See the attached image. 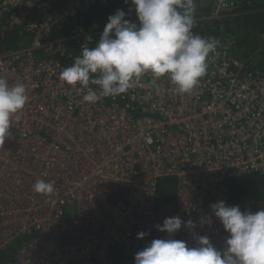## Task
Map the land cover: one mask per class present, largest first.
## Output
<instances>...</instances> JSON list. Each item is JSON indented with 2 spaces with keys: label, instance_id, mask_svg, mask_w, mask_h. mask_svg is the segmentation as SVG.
<instances>
[{
  "label": "built area",
  "instance_id": "1",
  "mask_svg": "<svg viewBox=\"0 0 264 264\" xmlns=\"http://www.w3.org/2000/svg\"><path fill=\"white\" fill-rule=\"evenodd\" d=\"M107 1L0 0V76L24 83L29 97L0 144L6 264H134L138 251L167 237L156 225L172 216L196 224L182 225L174 239L196 246L194 232L222 249L228 233L211 204L264 209V199L234 203L229 187L252 172L264 178V67L235 57L231 35H211L219 44L190 93L149 72L123 94L85 102L87 89L60 73L76 50L96 44L102 27L79 26L68 38L53 31ZM235 4L217 0L212 16ZM163 178L173 189L161 195ZM40 179L54 193H34ZM140 232L147 235L138 239Z\"/></svg>",
  "mask_w": 264,
  "mask_h": 264
},
{
  "label": "clouds",
  "instance_id": "2",
  "mask_svg": "<svg viewBox=\"0 0 264 264\" xmlns=\"http://www.w3.org/2000/svg\"><path fill=\"white\" fill-rule=\"evenodd\" d=\"M134 9L138 23L126 19L117 9L110 15L94 47H83L71 66L63 68L60 80L69 86L87 89L85 102L95 103L101 97L123 94L145 73L155 82L167 77L177 94L190 93L208 69V58L219 41L202 37L195 25L194 0H124ZM90 39V38H89ZM98 86L99 92L90 86ZM24 83L9 84L0 76V144L10 135L13 120H19L28 102ZM32 191L48 196L54 184L37 180ZM228 233L222 249H217L208 236L193 232L196 246L174 239L182 225L195 229L193 220L179 216L165 218L157 224L166 238L153 239L134 257V264H264V209L241 211L239 206H226L219 201L210 205ZM211 218H201V225ZM147 233L140 232L138 239Z\"/></svg>",
  "mask_w": 264,
  "mask_h": 264
},
{
  "label": "trees",
  "instance_id": "3",
  "mask_svg": "<svg viewBox=\"0 0 264 264\" xmlns=\"http://www.w3.org/2000/svg\"><path fill=\"white\" fill-rule=\"evenodd\" d=\"M131 5L126 4L124 0H108L103 4H96L89 8L86 12L79 13L71 18L68 24L55 28L53 37L68 38L75 32L79 26L89 29L99 23L102 27L98 35L96 44L110 15L115 14L117 9L125 11L128 15L126 19L138 23V18L134 9L129 11ZM229 10V11H228ZM222 11L219 18L213 17L211 8H204L201 11H194L195 25L192 31L202 37L221 36L223 34L231 35L237 39V45L234 49V56L241 60L252 58L250 52L254 50L251 45V39L254 38L253 31L259 34L264 32V0H236L233 8ZM224 24V29L221 27ZM225 31V32H224ZM258 34V35H259ZM70 40H68L69 42ZM95 44V45H96ZM253 44V43H252ZM94 45V46H95ZM93 46V47H94ZM81 51L76 50L77 56ZM247 58V59H246ZM66 65H69V59L63 58ZM248 60V61H250ZM264 61H261L263 65ZM263 69L264 66H260ZM257 67V68H258ZM170 178L160 180L161 195L173 189ZM230 193L234 203L241 201L243 197L253 201H261L264 199V178L259 173H249L229 181ZM9 255H0V262L8 263Z\"/></svg>",
  "mask_w": 264,
  "mask_h": 264
},
{
  "label": "rangeland",
  "instance_id": "4",
  "mask_svg": "<svg viewBox=\"0 0 264 264\" xmlns=\"http://www.w3.org/2000/svg\"><path fill=\"white\" fill-rule=\"evenodd\" d=\"M236 2V0H233ZM217 4V0H194V7L195 10H202L204 8H211V11L214 10V8L216 7ZM229 11V10H228ZM222 13V12H221ZM224 29V24L222 23L221 26ZM225 32V31H224ZM254 38L252 37L251 39V45L252 48H254L253 51L250 52V56H252L251 60L250 58L247 60H250V63L254 66L260 65V66H264V62L263 65L261 63V61H264V32L259 34L257 31H253ZM259 34V35H258ZM22 40V41H20ZM17 42L19 44V46H23L26 45V37H18L17 38ZM236 45H237V39H236Z\"/></svg>",
  "mask_w": 264,
  "mask_h": 264
}]
</instances>
